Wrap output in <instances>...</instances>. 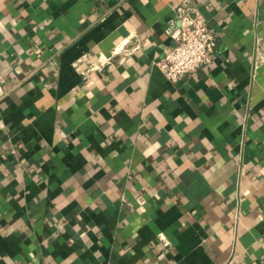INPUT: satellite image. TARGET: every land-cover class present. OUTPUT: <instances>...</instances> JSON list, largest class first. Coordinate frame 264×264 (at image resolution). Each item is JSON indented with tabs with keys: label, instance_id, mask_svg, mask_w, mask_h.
<instances>
[{
	"label": "crops",
	"instance_id": "0c3cea01",
	"mask_svg": "<svg viewBox=\"0 0 264 264\" xmlns=\"http://www.w3.org/2000/svg\"><path fill=\"white\" fill-rule=\"evenodd\" d=\"M180 1L0 0V264H264V0L172 81Z\"/></svg>",
	"mask_w": 264,
	"mask_h": 264
},
{
	"label": "built area",
	"instance_id": "2783aa9c",
	"mask_svg": "<svg viewBox=\"0 0 264 264\" xmlns=\"http://www.w3.org/2000/svg\"><path fill=\"white\" fill-rule=\"evenodd\" d=\"M174 11L175 15L166 29L174 44L163 57L155 61V65L170 80L177 81L181 77L195 75L200 68L213 61L217 33L210 27L207 18L193 0H181L175 5ZM260 42L261 40L259 45ZM128 43L129 40L116 47L113 55L96 60L85 59L87 62L82 73L87 76L92 71L102 70L112 63L116 54L122 51L131 53L141 47V43L137 42L134 48H127ZM262 44L264 45V42ZM81 62H84V59ZM81 62L77 61L75 65L78 66ZM160 238L166 242L164 235H160Z\"/></svg>",
	"mask_w": 264,
	"mask_h": 264
}]
</instances>
